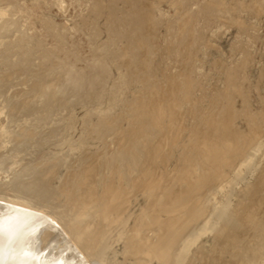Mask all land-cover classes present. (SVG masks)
<instances>
[{
	"label": "rangeland",
	"instance_id": "rangeland-1",
	"mask_svg": "<svg viewBox=\"0 0 264 264\" xmlns=\"http://www.w3.org/2000/svg\"><path fill=\"white\" fill-rule=\"evenodd\" d=\"M0 127L7 129L0 195L12 199L13 183L31 179L38 192L31 202L54 226L76 191L72 181L89 173L96 201L112 177L128 187L141 170L173 172L174 189H181L188 166L196 175L204 168L199 178L207 171L211 179L193 185H203L206 193L197 197L206 209L225 205L216 221L247 211L243 202L255 204L256 191L264 202V178L255 182L264 177V0H0ZM221 137L234 141L223 145ZM255 142L262 146L250 165ZM61 186L74 189L60 200ZM46 192L62 204L38 205ZM149 202L131 197L129 225ZM232 224L204 231L194 225L189 242H201L219 264H234V254L222 251ZM217 232L223 236L214 243ZM65 235L58 249L67 258L78 251L71 259L82 263ZM123 257L117 242L108 264H131ZM256 257L245 264H257Z\"/></svg>",
	"mask_w": 264,
	"mask_h": 264
},
{
	"label": "bare ground",
	"instance_id": "bare-ground-1",
	"mask_svg": "<svg viewBox=\"0 0 264 264\" xmlns=\"http://www.w3.org/2000/svg\"><path fill=\"white\" fill-rule=\"evenodd\" d=\"M145 116L146 115L144 114V118L145 120H147L148 118H146ZM150 116L152 115L150 114ZM152 118L153 117H151V120H153ZM142 119H143V115H142ZM151 120H149V122ZM227 132L228 130L225 133ZM6 133H7V129H5L4 127H0V145L3 143V138ZM230 133H232V131ZM231 135L233 136V134ZM231 135L228 134L229 137ZM129 136L131 137V134ZM224 136L222 137L225 139L226 137ZM127 137L128 136H126V138ZM210 139L213 140L214 138H210ZM210 139L207 138L206 139L207 142ZM222 139L221 140L218 139V140L222 141ZM224 139L222 141L223 145L224 142L226 141V140L224 141ZM127 140L125 141L129 142L130 144L131 141H127ZM214 140L213 143L215 145L217 141L215 142ZM230 140L229 142L231 145V143L234 140L232 142ZM251 140H253V138ZM126 142H121V144L124 143L125 145ZM229 142L227 143L228 145ZM209 143L211 144V140L209 141ZM261 143H257V144L256 142L253 144L250 143L249 147H251L252 149L248 159V161H250L251 163L250 165H252L254 156L256 155V151L260 147ZM227 144L225 145L226 147ZM126 147L128 148V146ZM239 149H241V146ZM245 149L249 150V148H245ZM246 150L244 151L247 152L248 150L247 151ZM229 151L228 153H231V149ZM237 154H238L237 157L240 158L242 157L240 156L239 153H236V155ZM230 156L232 157V154ZM209 161L211 162L212 160ZM210 162L208 163V165L213 164L215 166V163L212 162L210 163ZM210 166L208 167L206 166L207 169L205 168V170L211 171L212 167L210 169ZM188 167L187 169L184 170L186 172L185 180L187 182V185L184 184L186 185L184 188L179 189L178 188L179 185H178L177 186L178 189L177 188L174 189L176 183L173 184L174 182H172V180L174 179L173 172L164 173L163 175L165 176L162 177L158 175L159 173L158 174L155 173L153 169L152 170L149 169V172L146 171L144 172L141 170V172L139 171L140 172L139 175L137 174L138 176H136V178L130 181L128 187L114 177L106 180L105 183L101 186V191L98 192V195L100 193L101 196L100 197L98 196L99 197L98 200L96 197V201H93L94 199L92 200L91 198L92 195L94 196L95 194H97V190H96L97 187L96 188L93 187L95 186L94 185L95 181L94 179L93 180L90 179L89 177L90 173L86 176L81 175L83 177V178L81 177V179L79 175H78L79 176L78 179H76L73 175V178H75V180H73L72 182L75 184L73 185L75 186L76 191L74 192L72 191L73 193H71V195L69 196V193H67L66 191L71 192V189H74L73 188L74 186L70 188V190L68 187L66 191H64L65 187L64 188H62V186L59 187L60 189H63L62 191H60V194L66 192L70 200L68 203H66L67 205H65V208L62 210L63 212L61 211V213H59L54 217L58 221L57 223L60 224V226L58 227H56V225L59 224H55L54 226L53 225L54 222L52 223L51 218L49 216L43 215L44 213L43 214L40 213L39 211L40 208H37L36 205L32 204L31 197L35 196L38 192L34 187L35 185L31 179L25 182L24 184L21 182L18 183L19 181L13 183L12 199L0 195V264H78V263L108 264V259L110 257V253L112 251L113 245L117 242H121L123 256L129 259L130 260L129 263L131 264H212L213 260L217 258L214 257L217 255V252L216 253L214 252L215 254L213 253L214 258H212V256L210 257L207 254V252L203 250L204 248L202 247L203 244L201 245V242L192 245V243L189 241H191L190 239H192V236L195 235L196 233V230L195 229L193 230L192 228L194 225H197L199 230L204 231V229L205 230L212 229L216 224L225 225L227 223H234L232 224L234 225L232 227V230L229 229L228 231V233L232 232L233 234L229 233V235L227 236V238L230 236L227 239L228 244L227 245H224L225 243L223 244L225 247L222 251L225 253L226 252L230 253V255L228 254L229 256H232L231 254H234V256L236 257L235 262L234 261L231 262H233L234 264L235 263L245 264L244 260L247 259V256L254 255V257L257 256L256 258H258V261L256 260L257 264H264V233H263L264 211H261L262 206L264 205V202L262 200L263 196L259 195L260 193L258 194L259 191H256V194L253 195V198L256 199L255 204L252 205L249 202H248L249 204L243 202V204H246L244 208L246 207L248 208L246 209L247 211L241 210L242 211L241 213H237V214L235 213V215L229 214L227 217L216 221V218L220 216L221 212L225 208V205L222 206L221 209H214L213 207L206 209L207 207L204 204L202 205L200 204L203 199H200L201 197H197L199 195L198 191L200 192L203 191V193L204 192L206 193V191L202 190L203 185L194 187L195 185L194 182L198 181V180L195 181L196 179H200L199 182H203V183H205L206 180L211 179V178H206L208 177L209 172L208 175H206L205 172L207 171L204 172L202 171V173H204L206 176L201 173L204 177L201 175V178H199L200 176H198V174L201 172V170H204V168L201 169L200 172L198 171L199 173H197L196 175L197 171L194 172L191 166ZM87 171L89 172L90 170ZM39 177L40 179L41 178L43 179V180L41 179L42 181H44L42 182V185H45L47 179L45 180L44 177L41 176ZM39 177L37 179H39ZM32 178L34 179V177ZM162 178L165 179V180L163 179V182H162ZM262 178L264 177H261V179L260 177H258L255 182H260ZM201 179L203 180L206 179V180L201 181ZM71 180L72 177L70 181ZM169 180H171V183L173 184L172 188L170 185L171 183L168 182ZM165 181H167L168 183H166ZM183 182L181 186L183 185ZM213 182L214 181H212V183ZM166 186H168L170 189H168V187ZM204 189H208V188L205 187ZM195 192L197 193L194 194ZM26 193H29L30 195H27ZM44 195L45 193L43 194V196ZM46 195L49 194L47 193ZM52 195H49L47 197L44 196V200L41 196L39 197V195H37L39 197L38 199L42 198L41 200H39L41 201V204H38V202L37 204L40 205L41 207L44 206L49 208L57 207L58 204L60 203V200L63 199L62 198L63 194L61 195V198L59 196L55 197ZM138 196H140L142 199L143 198L147 200L149 199L150 204L147 203L148 205L145 206L144 208L140 207L141 208L139 209L140 211L136 213L137 218L135 214L133 218L135 221L132 222L133 224L129 225L128 220L131 215L129 212V206L131 205L130 199L131 197L137 199ZM244 197H248V196L243 195V198ZM205 210L207 214L204 215L203 213L205 212ZM186 213L187 214L189 213L191 217L189 220H186L187 224H184L185 220L183 219V217L185 218L184 215ZM140 218L141 220H138ZM142 218L143 219L146 218L147 221L146 220L143 221ZM147 218H149V220ZM64 232L67 234L68 238H70L73 241L72 244H75L78 247V249H80V251L82 252L81 254L84 255L81 256V257H85L82 258L83 261L82 263H80L81 260H79V262L77 261L76 263L74 262L75 260L71 259V257L72 258L76 257V255L79 253L78 251L75 257L72 255L73 253H75L73 251V253H71L70 255L71 257L67 258L69 255H67L66 257L67 253H65V256H63L62 254L63 250L60 251V248L58 249L59 246L62 249V246L59 245V243H62L60 241H63L64 235L62 236V234H64ZM225 232H223V234ZM230 234L234 236L232 237ZM67 236L65 235L66 238ZM220 236L223 235L217 232L212 238L214 239L213 242L215 243L216 239L220 238ZM224 239L226 238H223V240ZM65 241H67L66 242L67 245L69 244L68 242H70V240L68 239L66 240L64 239V242ZM64 242L63 244H65ZM215 246L217 247V243L215 244ZM64 247L65 246H63V248ZM68 247L70 248L69 245ZM73 247L75 248L74 245ZM67 249L68 248H65L66 252ZM221 252L219 253V255L222 254ZM81 257H77V258L79 259ZM125 258L123 257L122 259ZM83 259L84 260L86 259L85 262ZM211 259H213L212 263H211ZM120 263L123 264L124 262L122 261ZM214 263L219 264V262L216 261Z\"/></svg>",
	"mask_w": 264,
	"mask_h": 264
}]
</instances>
